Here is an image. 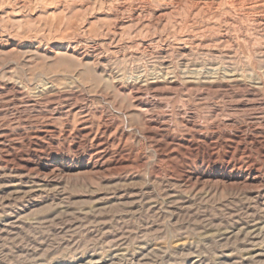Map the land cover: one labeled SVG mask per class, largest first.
I'll use <instances>...</instances> for the list:
<instances>
[{
  "label": "rangeland",
  "instance_id": "obj_1",
  "mask_svg": "<svg viewBox=\"0 0 264 264\" xmlns=\"http://www.w3.org/2000/svg\"><path fill=\"white\" fill-rule=\"evenodd\" d=\"M0 264H264V0H0Z\"/></svg>",
  "mask_w": 264,
  "mask_h": 264
},
{
  "label": "bare ground",
  "instance_id": "obj_2",
  "mask_svg": "<svg viewBox=\"0 0 264 264\" xmlns=\"http://www.w3.org/2000/svg\"><path fill=\"white\" fill-rule=\"evenodd\" d=\"M227 13V12H226ZM67 53V52H66ZM211 73V72H210Z\"/></svg>",
  "mask_w": 264,
  "mask_h": 264
}]
</instances>
